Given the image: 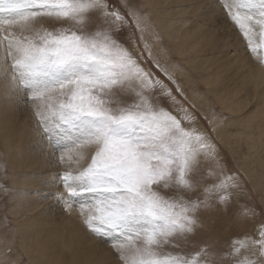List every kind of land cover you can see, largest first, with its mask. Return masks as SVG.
<instances>
[{"label":"rangeland","instance_id":"obj_1","mask_svg":"<svg viewBox=\"0 0 264 264\" xmlns=\"http://www.w3.org/2000/svg\"><path fill=\"white\" fill-rule=\"evenodd\" d=\"M176 1L107 0L109 10L127 21L113 26L111 34L142 68L171 89L172 96L154 89L150 93L152 102L180 119L186 129L204 134L214 145L215 159L201 156L194 178L201 184L211 183L209 171L222 170L234 176L238 185L231 192L230 202L212 199L201 207L194 232L171 238L162 251L192 253L207 248V259L213 264H233L225 255L231 251L232 242L244 236L259 239L264 230V113L258 115L264 108V86L243 85V77L251 69L264 71V36L259 26L250 34L257 46L253 54L248 38L220 0ZM195 4L200 5L196 14L203 19V32L212 35L202 39H211L214 50L186 43L173 32L181 18L174 8ZM185 17L191 20L187 29L196 19L190 13ZM108 24L97 11L90 14L84 26L47 17L37 18L31 28L0 25V264H102L103 260V264H123L113 247L118 237L98 236L84 222L80 205L90 202L91 197L69 198L61 179L65 173L76 174L87 167L95 146H79L80 134L75 131L46 136L36 115L37 101L12 80L6 39L32 35L41 29L84 27L86 32H93ZM228 61H232V67L223 65ZM134 100L132 89L117 91L113 106L117 101L123 106ZM160 191L166 196L173 194L171 189ZM37 200L43 201L39 209ZM242 208L248 210L247 214H241ZM72 216L80 223L86 244L61 247L62 253L59 248H43L38 235L41 219L66 224V217ZM63 244L70 245L67 239ZM249 244L242 254L260 259L259 246L251 245V241Z\"/></svg>","mask_w":264,"mask_h":264},{"label":"snow or ice","instance_id":"obj_2","mask_svg":"<svg viewBox=\"0 0 264 264\" xmlns=\"http://www.w3.org/2000/svg\"><path fill=\"white\" fill-rule=\"evenodd\" d=\"M220 3L255 54L250 34L259 26L264 36V0ZM97 11L109 21L107 28L41 29L6 38L12 80L37 101L36 115L46 136L75 131L79 146H95L87 167L61 179L69 198L91 197L80 205L84 222L98 236L118 237L113 247L123 264H213L207 248L192 253L162 248L171 238L193 233L201 207L212 199L230 202L238 185L222 170L209 171L211 183L194 178L199 158L215 159V147L152 102L154 89L168 96L172 92L113 38V26L127 23L125 18L110 11L107 0H0V25L31 28L37 18L47 17L84 26ZM128 89L135 93L134 102L113 106L115 92ZM161 189L173 194L163 195ZM247 212L241 209L242 215ZM259 236L235 239L225 255L233 264H264V230ZM250 241L259 246L260 259L242 254Z\"/></svg>","mask_w":264,"mask_h":264},{"label":"bare ground","instance_id":"obj_3","mask_svg":"<svg viewBox=\"0 0 264 264\" xmlns=\"http://www.w3.org/2000/svg\"><path fill=\"white\" fill-rule=\"evenodd\" d=\"M193 0H177L176 4L180 3H187L191 2ZM177 11V14L181 17L178 23H180V26L177 25L178 23L176 22V26H173V32L176 34L181 35L182 40H186L187 42H190L191 45H200L202 47H209L211 50H214L216 46H211L209 42L212 40L210 39L209 41L207 40L209 37L212 38V35L205 34L203 32V26L204 22L203 19L201 18L200 15L196 14L200 10V5L199 7H196L195 5H190V6H185V5H180L176 6L174 8ZM194 14L195 19L192 21L191 25L186 29L187 24L191 21L189 18L185 17L186 14ZM182 31V32H181ZM184 31V32H183ZM207 36V39H202ZM207 40V44L204 43V41ZM228 45V43H226ZM223 65L227 64V67H232V61H228V63L222 62ZM218 75V73H217ZM264 71L262 70H253L251 69L250 73L246 74L245 77H243V85L253 83L256 88H261L264 86ZM264 113V108L261 112L258 113V115H261ZM43 201L37 200L35 203V206L37 209L41 207ZM43 214V213H41ZM73 217H66L67 223H56L52 218H47L45 217L44 219H41L39 222V233L38 235H41L42 237V242L41 246L43 248L49 247L51 249L52 247L54 248V251H57V248L60 250L58 252L62 253L61 247H67L70 248L72 245H79L83 246L86 244L85 242V233L82 231L80 223L76 222V220L73 219ZM68 240L70 245L66 246L63 244L65 240ZM53 250V249H52ZM64 250V248H63ZM89 252V250H88ZM90 253V252H89ZM105 260H103L102 264L104 263Z\"/></svg>","mask_w":264,"mask_h":264}]
</instances>
